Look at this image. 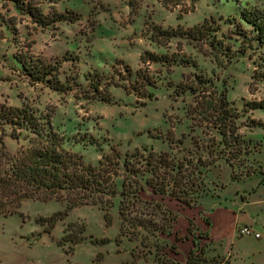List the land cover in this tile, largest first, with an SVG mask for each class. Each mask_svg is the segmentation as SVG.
I'll list each match as a JSON object with an SVG mask.
<instances>
[{
  "label": "rangeland",
  "instance_id": "374dc122",
  "mask_svg": "<svg viewBox=\"0 0 264 264\" xmlns=\"http://www.w3.org/2000/svg\"><path fill=\"white\" fill-rule=\"evenodd\" d=\"M33 1L44 13L70 10L68 16L77 19L59 20L55 26L41 28L11 0H0V104L28 105L49 114L53 127L64 135L65 146L79 153L85 164L96 165L101 155H111V146L118 151L120 163L126 153L136 148L167 150L168 130L174 139L183 140L179 155L188 158L186 152L192 150V156L206 157L205 151L197 150L194 143L199 147L211 143L214 129L204 123L199 126L197 117L192 119L189 114L192 95L178 93L177 85L191 84L197 75L208 80L206 87L215 86L224 92L239 111L238 124L244 137L251 141L252 152L246 160L243 157L244 160L233 161L231 167L223 158L211 164L204 172L205 190L199 197H202L200 204L187 211L193 213V219L202 218L205 222L208 219L200 212L207 211L210 220H214L210 235L215 237L221 253L231 255L232 264H264V128L249 126L251 119L264 122V110L246 106L249 102L264 101V82L252 77L254 61L264 47L235 52L241 49L240 38L234 40L237 36L227 33L229 24L225 23L227 17H238L243 8L257 7L264 11V0ZM202 23L211 28L207 41L214 45L218 41V49L179 36L163 44L149 39L153 26L186 29ZM243 27L249 28L245 23ZM225 33L231 38L224 37ZM143 50L173 54L176 60L169 65L141 63L139 54ZM27 51L50 62L58 77L68 81L69 89L59 92L42 83H28L18 72L20 65L14 57ZM182 57L184 60H180ZM125 65L130 67L131 76L125 72ZM137 69L151 84L145 86V80L135 75ZM94 71L102 82L112 77L131 92L110 85L113 102L85 98L89 95L85 74L92 75ZM148 92L153 93L150 98L145 97ZM24 142L22 135L18 142L11 138L8 127L0 130V147L15 149ZM117 169L113 183L119 191L122 170ZM231 169L237 179H231ZM246 170L249 175L244 174ZM150 191L145 188L140 196L162 202L173 211L187 208L166 195L151 192L149 196L153 194L155 198H146L145 192ZM241 196L252 200L248 210L262 239L234 238L228 231L231 221L228 217L239 213L234 201L239 202ZM103 199L109 202L106 206L111 216L109 225L105 224L103 211L93 205L73 207L50 225L45 219L64 210L62 201L24 200L17 214L0 217V264H163V255L168 252L164 243L170 244L166 236L157 233L153 237L144 232L148 235L144 244L139 242L140 237L128 240L124 234H118L120 195L115 193ZM184 211L176 217L177 224L182 223L183 227L187 221ZM73 235L84 238L74 245L64 240ZM92 238L109 241L92 244ZM185 244L179 247L180 257L184 256ZM210 250L211 245L208 255L212 256Z\"/></svg>",
  "mask_w": 264,
  "mask_h": 264
},
{
  "label": "trees",
  "instance_id": "16d2710c",
  "mask_svg": "<svg viewBox=\"0 0 264 264\" xmlns=\"http://www.w3.org/2000/svg\"><path fill=\"white\" fill-rule=\"evenodd\" d=\"M11 1L21 13L30 17L32 23L41 28L55 26V22L59 20L72 22L77 19L76 15V17L68 16L72 13L70 10L59 12L53 9L50 11L52 13H44L37 5L38 3L33 0ZM225 23L229 24L227 33L236 35L234 40L240 38L241 49L235 52L244 53L247 48L253 50L264 47V11L262 9L243 8L238 17H227ZM243 23L249 28H244ZM210 29L204 27V23L192 25L186 29L180 26L175 28L153 26L149 39L163 44L172 37L179 36L209 44L207 35ZM227 33L223 36L230 39L231 36ZM211 46L213 49H218L219 42ZM14 57L20 65L18 72L28 83H42L59 92L69 89L68 81L66 79L62 81L53 65L46 59L29 51ZM139 60L141 63L155 62L169 65L176 60V57L173 54L168 56L143 50L139 54ZM254 63L252 77L264 82V51H260ZM124 70L129 76L132 75L129 66L125 65ZM140 72V69H137L135 75L145 80V86L151 84L147 76L141 75ZM89 76L92 77L89 78ZM93 77L94 81H92ZM196 78V81L191 84H178L177 92H189L192 95V106L189 111V114L193 115L192 119L197 117L199 126L204 123L207 127L214 129L211 143L200 147L194 143L197 150L205 151L206 157L192 156L190 153L192 150L186 152L190 155L188 158L179 155L181 151L179 144H182L183 140L182 138L174 139V134L168 130L165 137L168 142L167 150L136 148L133 152L126 153L120 163L118 151L111 146L113 151L111 155H101L96 165L85 164L79 153L65 146V137L53 127L49 114L28 105L0 104V130L8 127L11 138L18 142L22 135L26 140V143H20L15 149L0 147V217L6 218L17 214L22 202L27 199L41 201L55 199L64 203V210L45 219L50 221V225L65 215L69 209L81 205L98 206L103 211L105 224L109 225L111 216L106 208L109 202L108 199L103 198L118 193L120 195L118 234H124L128 240L140 237L141 244L148 238L144 232L153 237H157V233L166 237L173 234V223L178 212L167 209L162 202L145 200L140 193L145 188H149L153 194L166 195L180 205L194 207L205 190L204 172L211 164L223 158L231 167L233 161L244 160L243 157L246 160L252 152L249 146L251 141L246 139L240 130L238 124L240 115L237 108L229 103L224 92L219 91L215 86L206 87L208 80L199 75ZM85 79L89 80L87 83L89 95L87 93L85 96L88 99L105 103L113 102L108 90L110 85L121 86L126 93L131 92L112 77L109 81L102 82L96 71L92 75L86 73ZM146 94L145 97L150 98L153 93ZM246 106L264 110V101L249 102ZM256 125L264 128V122L251 119L249 126ZM218 136L219 139H217ZM90 143L94 144L93 141ZM95 144L98 145V143ZM174 150L176 151L173 152ZM119 163L121 166H118ZM117 168L122 170L119 174L122 178L119 191L113 183V176L118 175ZM249 173L250 171L246 170L244 174L249 175ZM230 177L237 179L233 169H231ZM80 230H84L83 224L80 225ZM194 231L193 222L189 219L187 233L183 236L175 235V241L191 236L193 247L188 250L183 264H230L225 257L209 256L208 246L211 240L208 233L194 234ZM73 236L71 239L64 237V240L74 245L84 238ZM108 241L107 238L91 239L92 244H103ZM164 247L171 255H168L166 251L162 263L178 264L174 257L177 254L175 243L171 242L169 245L164 243Z\"/></svg>",
  "mask_w": 264,
  "mask_h": 264
},
{
  "label": "crops",
  "instance_id": "0c3cea01",
  "mask_svg": "<svg viewBox=\"0 0 264 264\" xmlns=\"http://www.w3.org/2000/svg\"><path fill=\"white\" fill-rule=\"evenodd\" d=\"M149 193H151V191L150 192H145V194H146V198H155L154 196H153V194L152 195H150L149 196ZM216 193H214L213 195H207V196H210V197H212V196H214ZM202 198V197H201ZM200 198V199H201ZM200 199L198 200V203H197V205H199L200 203H199V201H200ZM257 201H260V200H257ZM261 202V201H260ZM252 204V200H250L249 198H247V197H245V196H241L240 197V201L239 202H236V201H234V205H236V207H237V210H238V214H233V216H232V218H229L228 217V219L230 220L231 219V221L229 222L230 224H229V227H228V231H229V233L232 235V237H236V238H241V237H243V236H240V235H238L237 234V231H236V229H237V227L239 226V225H242V224H251L252 223V226L254 227V229L256 230L257 228L255 227L256 225L254 224L255 223V221H254V218H252V216H251V213L249 212V206ZM196 205V206H197ZM218 207V205L216 206V208ZM191 208H193V207H187V208H185L186 209V211H184L185 209H183V208H180V209H178L177 210V212H178V217H179V214L180 215H182L181 213H179L180 211H184V217L187 219V221H186V225L183 227V225H182V223H180V224H177V219L174 221V223H173V234H171V235H169V236H167L166 238H167V240L171 243V242H174L175 243V245H176V250H177V254L176 255H174V257H175V259H176V261L179 263V264H183L184 262H185V260H186V255H187V252H188V250L190 249V248H192L193 247V244H192V240H191V236H188L187 238H183V239H181V240H178V241H175V235L177 234V235H179V236H183V235H185L186 233H187V227H188V220L191 218L192 219V221L193 222H195V231H199V232H207L208 233V235H209V238H210V240H211V250H210V252H209V254H212V255H219V256H222V257H225V258H227L228 260H229V263L230 264H232L231 263V255H229V253H226V254H223V253H221L220 252V249H219V247L217 246V243H215V237H213L212 235H210V232H209V230L210 229H212L213 227H214V220H210V218H209V216H208V213H207V211H201L200 212V214H201V216L202 217H205V218H207L208 219V223L207 222H205L202 218H200V220H198V219H196V218H194L193 219V213H191V212H188L187 211V209H191ZM219 208V207H218ZM190 219V220H191ZM177 226L179 227V228H177ZM263 228H264V219H263ZM256 231H258V230H256ZM259 232V231H258ZM259 239H262L261 238V233H260V236L258 237ZM264 239V238H263ZM184 243H187V244H185L186 246V249H185V252H184V256L183 257H180L179 256V247L182 245V244H184ZM221 246V245H220Z\"/></svg>",
  "mask_w": 264,
  "mask_h": 264
},
{
  "label": "built area",
  "instance_id": "2783aa9c",
  "mask_svg": "<svg viewBox=\"0 0 264 264\" xmlns=\"http://www.w3.org/2000/svg\"><path fill=\"white\" fill-rule=\"evenodd\" d=\"M236 231L240 236H252L254 238H258L260 236V233L254 229L252 224L239 225Z\"/></svg>",
  "mask_w": 264,
  "mask_h": 264
}]
</instances>
